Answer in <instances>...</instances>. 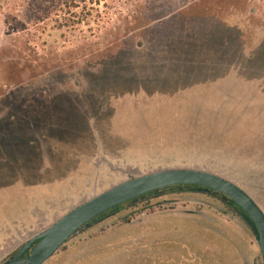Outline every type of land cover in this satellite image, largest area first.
I'll list each match as a JSON object with an SVG mask.
<instances>
[{"label":"rangeland","instance_id":"1","mask_svg":"<svg viewBox=\"0 0 264 264\" xmlns=\"http://www.w3.org/2000/svg\"><path fill=\"white\" fill-rule=\"evenodd\" d=\"M80 1L0 0V264L73 208L161 170L217 175L264 213V0ZM99 224L45 264L82 262L107 231L125 239L126 264H263L242 221L203 194ZM172 225L205 229L206 250L190 239L180 258L172 237L166 259L156 246Z\"/></svg>","mask_w":264,"mask_h":264},{"label":"water","instance_id":"2","mask_svg":"<svg viewBox=\"0 0 264 264\" xmlns=\"http://www.w3.org/2000/svg\"><path fill=\"white\" fill-rule=\"evenodd\" d=\"M194 186L197 193L220 195L250 229L264 264V213L241 188L217 175L194 169H168L129 179L73 208L22 245L3 264H45L67 241L101 215L150 193Z\"/></svg>","mask_w":264,"mask_h":264},{"label":"crops","instance_id":"3","mask_svg":"<svg viewBox=\"0 0 264 264\" xmlns=\"http://www.w3.org/2000/svg\"><path fill=\"white\" fill-rule=\"evenodd\" d=\"M125 214L126 213H124V212L117 213L116 215L107 218L105 222L106 223L115 222L114 220H117V219L120 220ZM103 224H99V226L91 227L89 230L91 231V230L94 229L95 231H97L98 227H100V225H103ZM111 227H114V225L113 226H111V225L108 226V228H106V230H108ZM121 228H124V227L121 226ZM156 228H159V227H156ZM184 228L190 229V226L185 227V226L172 225V227L167 228V230H170V231L167 232V234H171L165 239V241H167V242H165V241H163L161 243L157 242V246L156 247H160L158 249L166 251V253H167L165 255L166 259L171 257L170 255H172L174 253V249H172V248H170L168 246L169 245L168 243H172L171 242V238L172 237L176 240V242H177V239H179V241L182 244L181 247H180V249H181L180 251L182 252L179 255L180 258H185V255L189 256L191 250L195 249L192 246H190V239L192 241H197L199 244L201 243L203 250H206V247L204 246V243H202L199 240V235L197 234L198 237L196 236V230H198V229L202 230V228L194 227L193 229H191V233L195 234L194 235L195 237L193 236V238H190V236H188L189 233H187V235H183V236L179 235L180 231L185 232L184 230H186V229H184ZM154 229H155V227H154ZM201 230H199V231H201ZM204 230L205 229H203L202 231H204ZM156 231H154V232H156ZM112 234H114L112 231H107L106 233H103L101 235L94 236V237H89L86 242H87V244L89 246L91 245L92 248H91V250L89 248L88 252H85V254L81 257V260H80L82 262H79L78 264H110V262L115 263L117 260L119 261V263H121V261L124 260L123 264H126L125 260H127L131 256L128 255V252H127L126 248L122 247V246H124L123 242H124L125 239L122 240L121 237L120 238H116V239H112L111 238ZM220 241L222 242V238H220ZM92 249H94V251H92ZM169 251H171V254H169ZM159 257L160 256H158V258ZM169 259L172 261L171 258H169ZM172 262H174V261H172Z\"/></svg>","mask_w":264,"mask_h":264},{"label":"trees","instance_id":"4","mask_svg":"<svg viewBox=\"0 0 264 264\" xmlns=\"http://www.w3.org/2000/svg\"><path fill=\"white\" fill-rule=\"evenodd\" d=\"M91 1H92V0H91ZM85 2H86L85 0H81V1H80V3H85ZM193 189H194L193 186L173 187V188H169V189H164V190L159 191V192H157V193H150V194L144 195V196H142V197H140V198H138V199H135V200H133V201H131V202H128V203H126V204H123V205H121V206H119V207H117V208H115V209H113V210H111V211H109V212H107V213L101 215L100 217L96 218L94 221H92L91 223H89V224L85 227V229L82 230L80 233H84V232H86V231L89 230L91 227H93L95 224L99 223L100 221H103L107 216H109V215H111V214H113V213H115V212L121 210L124 206H130V205H132V204H136V203L142 202V201L147 200V199H149V198H153V197L156 198V197H159V196H162V195H166V194H171V193H178V194H180V193L191 192V190H193ZM80 233H79V234H80ZM72 238H74V237H72ZM72 238H71V239H72ZM71 239H70V240H71ZM67 242H68V241H67ZM67 242H66V243H67ZM66 243H65V244H66Z\"/></svg>","mask_w":264,"mask_h":264},{"label":"flooded vegetation","instance_id":"5","mask_svg":"<svg viewBox=\"0 0 264 264\" xmlns=\"http://www.w3.org/2000/svg\"><path fill=\"white\" fill-rule=\"evenodd\" d=\"M194 187V186H193ZM196 187H194V189L193 190H191V192H194V193H197L196 191ZM198 194H203V193H198ZM203 195H205V194H203ZM205 196H208V197H212V198H215V199H218V200H220L222 203H224L225 205H227L230 209H231V211H233V213L242 221V219L236 214V212L230 207V205H229V203L226 201V200H224L220 195H215V196H212V195H205ZM242 223L245 225V223L242 221ZM246 226V225H245ZM246 228H247V230H249V232H250V234L252 235V233H251V231H250V229L246 226ZM252 238H253V236H252ZM258 248V247H257ZM259 251V250H258ZM16 254V253H15ZM14 254V255H15ZM260 254V253H259ZM13 255V256H14Z\"/></svg>","mask_w":264,"mask_h":264}]
</instances>
